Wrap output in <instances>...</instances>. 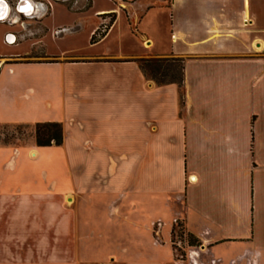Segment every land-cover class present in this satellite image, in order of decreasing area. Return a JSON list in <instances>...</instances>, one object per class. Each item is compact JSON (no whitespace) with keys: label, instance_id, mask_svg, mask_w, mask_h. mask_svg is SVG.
<instances>
[{"label":"crops","instance_id":"0c3cea01","mask_svg":"<svg viewBox=\"0 0 264 264\" xmlns=\"http://www.w3.org/2000/svg\"><path fill=\"white\" fill-rule=\"evenodd\" d=\"M120 1L129 24L128 6L140 8L134 22L151 18L148 31L142 33V42L154 48L150 57L183 60L182 86L158 85L140 70L156 97L162 96L160 104H155L159 97L149 103L161 105L163 111L159 119L151 113L144 141L148 148L165 149L161 160L170 175L167 192L181 206L174 220L179 217L186 232L202 242L200 249L225 264H264V0ZM55 2L69 21L54 30L42 17L25 31L27 35L78 32L86 22L79 13L94 5V0ZM114 11L107 7L94 12L91 44L113 32L121 17ZM53 12L48 7L40 14L47 17ZM110 13L115 14L113 23L92 43V35L106 20L101 15ZM10 35L15 44L23 32L10 30ZM43 56L25 58L137 64V59H111L105 54ZM128 141L135 147L137 135ZM84 142V148L93 150L92 141ZM107 163L111 177L120 158L110 157ZM92 173L101 179V167ZM40 196L34 197L37 203L33 198L0 195V264H74L70 236L74 198L71 193L59 200L50 194L45 200ZM233 247L235 254L230 252Z\"/></svg>","mask_w":264,"mask_h":264},{"label":"rangeland","instance_id":"374dc122","mask_svg":"<svg viewBox=\"0 0 264 264\" xmlns=\"http://www.w3.org/2000/svg\"><path fill=\"white\" fill-rule=\"evenodd\" d=\"M120 4V0H94L92 7L79 13L86 21L81 30L63 36L53 30L30 36L20 23L0 22V56L11 61L0 68V125H4L0 145L8 144L0 146V195L33 198L38 203L39 197L34 198L38 194L44 200L47 194L59 200L71 193L74 264H225L200 249L202 242L186 232L179 217L174 220L181 206L167 192L170 175L161 160L165 149L148 148L144 141L151 113L159 119L163 111L155 105L162 96H157L158 103L149 104L156 95L138 65L25 58L38 54L45 58L150 57L154 48L142 42V33L148 31L151 18L134 22L140 8L128 6L129 24ZM144 5L145 1L140 7ZM50 7L51 15L39 17L47 26L54 29L69 21L61 5L55 2ZM107 7L116 8L121 17L109 37L91 44L93 14ZM109 21L106 18L105 23ZM10 30L23 32L18 43L9 41ZM166 106L171 107L168 102ZM45 122L61 124L62 144L30 146L35 144L33 127ZM134 134L137 145L130 147L128 140ZM86 140L92 141L93 150L84 148ZM110 157L120 158L119 169L111 177L107 174ZM97 167L102 169L100 180L92 173ZM188 235L196 246L188 244ZM230 252L235 254L237 249Z\"/></svg>","mask_w":264,"mask_h":264},{"label":"trees","instance_id":"16d2710c","mask_svg":"<svg viewBox=\"0 0 264 264\" xmlns=\"http://www.w3.org/2000/svg\"><path fill=\"white\" fill-rule=\"evenodd\" d=\"M102 18H109L108 24L105 22L99 27L91 37V42L100 40L107 32L109 26L113 23L115 14L110 13L101 15ZM43 56V54H42ZM44 57V56H43ZM137 64L143 75L153 80L158 85L174 83L182 86L183 83V60L179 58L166 57H147L137 59ZM177 69V75L174 69ZM33 137L35 145L38 147H46L51 145H60L63 142V129L60 123L45 122L37 123L33 127ZM190 246H196L197 241L188 235Z\"/></svg>","mask_w":264,"mask_h":264},{"label":"flooded vegetation","instance_id":"af4514ba","mask_svg":"<svg viewBox=\"0 0 264 264\" xmlns=\"http://www.w3.org/2000/svg\"><path fill=\"white\" fill-rule=\"evenodd\" d=\"M3 1L6 3L7 6L6 9H8V12L3 19L0 18L1 19L0 22H8L12 25H15L16 23H20L24 27L23 31H29L31 26L34 25L31 24L32 21H36L40 19L39 18L40 12L47 10L48 7H50V4L55 2V0H3ZM28 2L31 4V7ZM1 8L2 7L0 5V10ZM25 8L27 9L25 10ZM7 35H9V31L7 32ZM0 58H2L1 60L2 62L0 63V68L4 64H8L9 62H11L8 60L7 57L0 56ZM74 121H75L74 119L71 120V125L74 124ZM0 126H4V125H0ZM31 132L33 134V130ZM2 145H8V144H2ZM14 149L18 150L19 148L14 147Z\"/></svg>","mask_w":264,"mask_h":264},{"label":"bare ground","instance_id":"6f19581e","mask_svg":"<svg viewBox=\"0 0 264 264\" xmlns=\"http://www.w3.org/2000/svg\"><path fill=\"white\" fill-rule=\"evenodd\" d=\"M1 5V10H0V16L2 17L1 19H3L5 17V15H7V12H8V9L5 8V6L3 4H0ZM4 15V16H3ZM0 19V20H1Z\"/></svg>","mask_w":264,"mask_h":264},{"label":"water","instance_id":"95a60500","mask_svg":"<svg viewBox=\"0 0 264 264\" xmlns=\"http://www.w3.org/2000/svg\"><path fill=\"white\" fill-rule=\"evenodd\" d=\"M0 4H3L5 6V8L7 7L6 6V3L3 1V0H0ZM1 17V16H0Z\"/></svg>","mask_w":264,"mask_h":264},{"label":"snow or ice","instance_id":"6c2138e0","mask_svg":"<svg viewBox=\"0 0 264 264\" xmlns=\"http://www.w3.org/2000/svg\"><path fill=\"white\" fill-rule=\"evenodd\" d=\"M0 18H2V17H0Z\"/></svg>","mask_w":264,"mask_h":264}]
</instances>
